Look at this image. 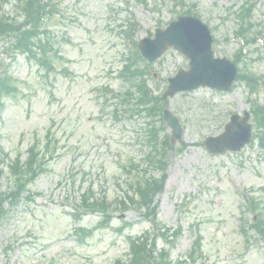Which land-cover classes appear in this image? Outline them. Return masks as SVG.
Here are the masks:
<instances>
[{"label":"rangeland","instance_id":"1","mask_svg":"<svg viewBox=\"0 0 264 264\" xmlns=\"http://www.w3.org/2000/svg\"><path fill=\"white\" fill-rule=\"evenodd\" d=\"M51 1L53 12L46 29L57 53V72L46 74L7 41H0V70H9L19 86L15 95L4 100L0 166L16 155L26 160L33 144L43 166L28 185L37 193L34 199L25 193L16 205L9 200L2 204L6 213L0 217V264H113L127 253L126 237L152 230L151 220L135 208L117 212L110 226H100L84 237L77 230L99 226L101 214L91 213L82 220L74 214L89 186L97 196L119 200L128 190L129 173L122 165L136 173L138 165L149 164L141 137L145 120L115 119L116 99L101 91L106 86L116 92L124 88L117 72L127 47L118 36L119 26L131 16L138 24L139 39L149 28L168 25L184 3L185 7L196 4L201 19L219 40L215 54L233 58L242 45L234 38L237 20L233 12L244 2H252L257 42L244 47L246 69L264 75V0H183L182 5L179 0ZM0 8L16 15L14 0H0ZM188 62L175 49L155 62L159 76L151 79L155 91L163 93L167 78L187 68ZM260 87L252 98L264 103V87ZM233 88L226 93L200 87L169 101L184 127L182 143L188 144L183 148L177 142L167 152L168 176L157 198L159 221L168 227H183L172 249L173 259H182L190 250L193 234L200 232L203 264H264V242L250 228L253 212L245 206L256 197L264 209V149L256 139L242 152L214 155L202 144L206 137L222 132L232 113L250 110L249 87L242 80ZM203 105H208L205 112ZM149 171L160 174L157 168ZM13 183L7 171L0 178V196ZM124 222L129 224L121 231ZM159 244L163 245L161 239Z\"/></svg>","mask_w":264,"mask_h":264},{"label":"trees","instance_id":"2","mask_svg":"<svg viewBox=\"0 0 264 264\" xmlns=\"http://www.w3.org/2000/svg\"><path fill=\"white\" fill-rule=\"evenodd\" d=\"M25 20L21 23L16 22L13 18L5 15H0V39L11 40L14 44V48L27 54L28 57L35 59L39 64L44 66L47 70L54 69L52 59L50 56V46H46L45 41L41 35V27L44 24V19L47 14L50 13V2L46 0H20ZM248 9L242 7V19L247 20L250 14H246L243 11ZM251 10H249L250 13ZM126 29H123V36L125 38L133 36L136 30V24L130 19L127 20ZM246 35L244 33H238ZM135 50L131 55H128V61L123 65L120 76L127 82L128 88L120 94V104H123V108L133 114L141 115L143 112L148 116L161 115L162 107L159 97L154 95L149 87L150 69L148 64L142 65L139 62V54L136 46V42L132 41ZM239 58L236 60L239 62ZM249 82L254 84L256 77H247ZM12 77L8 72L0 73V107L1 99L5 94H9L15 89L12 86ZM254 121L258 127V134L261 142L264 144V107L255 104L253 107ZM146 137L151 145L158 144L160 148L165 149L159 141V129L157 125L150 124L146 127ZM30 155L23 163L20 161V157H17L13 164H11V173L14 179V190L10 193L11 200H19L21 193L26 188V185L31 182L39 173L36 169L37 153L34 148H31ZM156 155H159L158 159L164 158V153L155 151ZM3 169H0V173ZM165 176L160 180H135V193L130 197V203L132 206H137L139 209L146 208L148 215L157 217V207L153 206L156 192L160 191L163 186V180ZM137 190V195H136ZM83 195V202L86 206L84 211L89 208L91 210H103L107 218H109V210L101 200L94 199L87 203L89 199ZM123 206L128 207L125 203ZM259 231L264 235V215L261 213L259 224L257 225ZM160 232L167 244H172L178 237L180 231L171 229H162ZM129 257L124 260H118L116 264H180L174 263L170 259V252L165 249H157V239H153L149 233L135 236L131 238ZM202 257L201 249V237L197 238L193 245L192 251L189 253L188 258L190 261H198Z\"/></svg>","mask_w":264,"mask_h":264},{"label":"water","instance_id":"3","mask_svg":"<svg viewBox=\"0 0 264 264\" xmlns=\"http://www.w3.org/2000/svg\"><path fill=\"white\" fill-rule=\"evenodd\" d=\"M149 37L139 42L141 52L148 59H157L168 48L177 47L181 52L190 56L192 69L188 72L180 71L173 79L168 92L174 94L176 90H186L197 87L199 84L212 85L217 88L231 89V83L236 78L237 68L226 58H215L212 52V35L208 26L197 18L180 17L166 29H157L153 39L151 31ZM164 117L173 127V141L181 138L182 127L168 110ZM249 114L244 118L233 115L225 132L219 137H211L206 145L214 152H223L227 149L241 148L251 139V126L248 124Z\"/></svg>","mask_w":264,"mask_h":264}]
</instances>
